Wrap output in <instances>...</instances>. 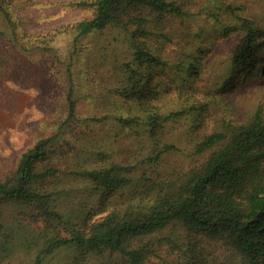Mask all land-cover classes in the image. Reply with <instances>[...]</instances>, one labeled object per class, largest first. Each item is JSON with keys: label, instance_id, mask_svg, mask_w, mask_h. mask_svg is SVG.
<instances>
[{"label": "rangeland", "instance_id": "374dc122", "mask_svg": "<svg viewBox=\"0 0 264 264\" xmlns=\"http://www.w3.org/2000/svg\"><path fill=\"white\" fill-rule=\"evenodd\" d=\"M96 1L7 0L3 7L9 20L0 9V182L14 176L24 153L39 140L59 135L37 168L57 169L47 188L57 194L65 218L79 222L80 215H89L84 226L106 213L96 208L98 197L79 176L82 170L114 165L132 169L131 186L114 198L123 208L144 187L180 185L258 111L264 116V80L230 81L229 89L220 90L230 77L232 53L248 29L264 30L263 0H168L184 14L165 13L152 24L144 43L164 67L156 78L163 82L161 93L148 103V111L161 118L153 134L155 145L141 128L116 120L139 117L144 109L118 94L124 67L134 61L127 30L112 26L78 36L77 24L93 18ZM190 62L198 72L187 75L182 69ZM70 90L74 118L69 116ZM214 134L224 139L201 152V144ZM168 146L172 148L166 151ZM153 149L161 155L157 164L149 157ZM260 182L256 178L242 195ZM68 229L65 225L52 232L69 238ZM45 230V219L35 211L0 203V264H34ZM143 247L151 251L145 264H245L224 240L194 234L182 223L138 239L130 249ZM43 264H126V259L109 250L86 258L64 247Z\"/></svg>", "mask_w": 264, "mask_h": 264}, {"label": "trees", "instance_id": "16d2710c", "mask_svg": "<svg viewBox=\"0 0 264 264\" xmlns=\"http://www.w3.org/2000/svg\"><path fill=\"white\" fill-rule=\"evenodd\" d=\"M6 2L0 0V9L9 20V12L3 7ZM95 8L92 19L77 24L78 36L102 32L112 26L127 30L134 61L124 67V86L118 94L125 101L139 103L144 109L139 117H117L116 120L123 126L141 128L155 145L153 138L160 128L161 118L152 109L148 111V103L161 93L163 82L156 78L162 75L164 67L162 59L144 43L152 24L161 22L165 13L182 16L184 12L168 0H97ZM263 50L264 30L248 29L232 53L230 77L220 90L229 89L230 81L264 80ZM197 69L190 62L182 70L191 75L197 73ZM68 105L69 116L74 118L72 90ZM59 138L55 135L39 140L24 153L14 176L0 182V203H16L45 219V241L34 264H43L55 250L64 247L76 249L86 258L109 250L122 254L126 264H145L150 249L131 250L132 243L162 231L172 223H182L194 234L224 240L243 256L245 264H264V116L261 110L248 125L233 134L227 146L214 152L198 172L180 185L160 182L144 187L140 196L130 198L123 208L117 206L114 198L119 191L131 186L128 175L132 169L114 165L82 170L79 176L92 186L93 195L98 197L96 208H103V212L98 213H106L99 222L87 226L84 225L89 221V215H80L79 222L65 218L64 211L59 210L61 204L57 203V194L47 188L49 180L56 178L57 169L37 168ZM223 139L221 134L211 135L199 150H209ZM171 148L166 147V151ZM149 157L157 164L161 155L153 149ZM256 178L261 180L259 185L243 196L245 188ZM242 197L245 203L240 201ZM107 206L112 209L106 210ZM65 225H69V238H60L52 232Z\"/></svg>", "mask_w": 264, "mask_h": 264}]
</instances>
